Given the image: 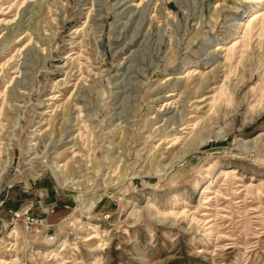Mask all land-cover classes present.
<instances>
[{
	"label": "rangeland",
	"instance_id": "obj_1",
	"mask_svg": "<svg viewBox=\"0 0 264 264\" xmlns=\"http://www.w3.org/2000/svg\"><path fill=\"white\" fill-rule=\"evenodd\" d=\"M0 264H264V0H0Z\"/></svg>",
	"mask_w": 264,
	"mask_h": 264
},
{
	"label": "built area",
	"instance_id": "obj_2",
	"mask_svg": "<svg viewBox=\"0 0 264 264\" xmlns=\"http://www.w3.org/2000/svg\"><path fill=\"white\" fill-rule=\"evenodd\" d=\"M12 214L13 218L22 219L26 228H29L38 234L45 233V230L48 226L46 215L42 213H36L28 206H22L17 210H13ZM45 235L47 236L48 234L45 233ZM49 238L53 239L54 235L50 234Z\"/></svg>",
	"mask_w": 264,
	"mask_h": 264
},
{
	"label": "bare ground",
	"instance_id": "obj_3",
	"mask_svg": "<svg viewBox=\"0 0 264 264\" xmlns=\"http://www.w3.org/2000/svg\"><path fill=\"white\" fill-rule=\"evenodd\" d=\"M170 109H171V106L169 104H166V105H164V109H162L159 112H161V114H163V113L167 114L170 111ZM176 123H178V122H176Z\"/></svg>",
	"mask_w": 264,
	"mask_h": 264
}]
</instances>
